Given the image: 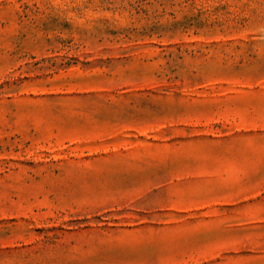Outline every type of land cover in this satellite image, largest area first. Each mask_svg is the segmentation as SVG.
Here are the masks:
<instances>
[{"label":"rangeland","instance_id":"obj_1","mask_svg":"<svg viewBox=\"0 0 264 264\" xmlns=\"http://www.w3.org/2000/svg\"><path fill=\"white\" fill-rule=\"evenodd\" d=\"M0 264H264V0H0Z\"/></svg>","mask_w":264,"mask_h":264}]
</instances>
